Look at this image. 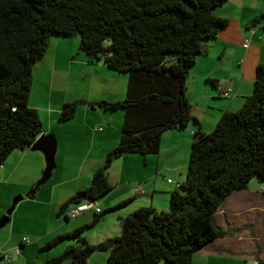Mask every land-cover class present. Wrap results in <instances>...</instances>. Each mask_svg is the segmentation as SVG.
Here are the masks:
<instances>
[{
    "label": "trees",
    "instance_id": "16d2710c",
    "mask_svg": "<svg viewBox=\"0 0 264 264\" xmlns=\"http://www.w3.org/2000/svg\"><path fill=\"white\" fill-rule=\"evenodd\" d=\"M225 1L0 0V168L12 151L30 148L43 132L28 100L33 66L51 38L78 36L89 62L102 61L128 78L123 99L95 103L109 112L122 110L118 144L58 216L68 219L73 204L110 192L113 160L156 154L164 132L189 122L197 126L185 179L171 192L167 210L138 208L121 218L120 235L90 245L81 232L101 217L96 213L89 223L47 241L43 248L66 238L81 245L69 244L42 264H86L96 250L108 252L106 264H191L198 250L224 234L214 215L225 199L255 177L264 182V63L241 107L223 111L209 132L200 129L186 96L191 67L227 22L216 14ZM74 113L75 103H65L59 120Z\"/></svg>",
    "mask_w": 264,
    "mask_h": 264
},
{
    "label": "crops",
    "instance_id": "0c3cea01",
    "mask_svg": "<svg viewBox=\"0 0 264 264\" xmlns=\"http://www.w3.org/2000/svg\"><path fill=\"white\" fill-rule=\"evenodd\" d=\"M216 14L227 22L215 38L205 42L206 51L197 57L187 78L190 111L204 132L213 129L223 111L241 107L253 90L257 66L264 63V0H226ZM37 62L33 66L28 104L37 110L42 134L56 138L58 169L52 181L28 197V191L45 168L44 155L29 148L12 151L0 168V218L11 197L24 195L25 201L18 210L28 204L42 213L49 224L58 225L55 231L59 229L62 234L70 230L61 225L64 216H58L60 206L90 185L95 170L119 142L123 114L106 111L95 103L123 99L128 78L102 61L89 62L77 39L51 38L47 51ZM71 78L73 89L69 91ZM227 89L231 90L230 96H223ZM65 103H75V113L64 124L59 114ZM100 124L104 127H98ZM196 129V124L189 122L184 128L168 130L163 133L156 154H129L110 163L107 177L112 189L95 201L100 213L115 211L111 215L115 227L105 233L107 238L118 235L121 218L138 208L168 209L176 183L185 179ZM250 181L246 187L234 190L219 206L214 223L224 234L198 250L192 263L225 264L249 246L255 251V261L264 260L258 258L261 249L255 241L260 240L256 236L262 238L264 233V191L255 192ZM16 214L13 221L0 228V248L10 255L9 260L0 257V264H36L27 252L40 245L42 234L37 236V244L27 248ZM89 220L85 216L75 227Z\"/></svg>",
    "mask_w": 264,
    "mask_h": 264
},
{
    "label": "rangeland",
    "instance_id": "374dc122",
    "mask_svg": "<svg viewBox=\"0 0 264 264\" xmlns=\"http://www.w3.org/2000/svg\"><path fill=\"white\" fill-rule=\"evenodd\" d=\"M69 39H70V41L77 39L79 42L78 36L70 37ZM42 57H41V59H42ZM39 61H40V59L38 60V62ZM72 80H73V78H71V81L69 83V91H71L73 89L72 88ZM116 112L122 113V110H115L113 113H116ZM61 123L65 124V123H69V121L61 122ZM98 127H104V125L100 124V125H98ZM57 153H58V148L56 150V155H55L56 166L53 170L51 178L48 180L47 183H49V181L53 180L54 172H56L58 169L57 168L58 164H57V160H56L57 159V157H56ZM47 183H45L44 185H46ZM250 183H251V187L253 188V190L255 192L263 193L264 182H258V179L255 177L250 181ZM41 188H42V186H41ZM32 189H33V187L28 192L30 193V191ZM22 196L24 197V195H22ZM15 197H17V196L11 197L10 205L5 210V213L2 214V217L6 214L7 210L12 205L13 199ZM23 201H25V199L19 201L18 204L16 205L14 211L10 214V221H13V215H15V213H17L16 214V221H17L16 223H17L18 227L21 229V231L23 232V235L29 239V243L24 244V245H27V248L31 247L35 243L37 244L38 243L37 236L42 234V238L40 239V245L35 246L31 250H29V252H27V254L30 256L31 260L36 259V262H37L36 264H42L45 260L48 259L47 258L48 256L50 258L51 254L61 253L69 244H76L77 243V244L81 245L80 242H77L74 238L73 239L66 238L64 240H61L59 243L49 247V248H43V246H45L47 241H49L51 238H54L55 236L60 234V233H58L59 229H58V231H55L56 226L58 227V225L55 226V224H52V223L49 224L48 220L45 219L44 217H42V213L38 212L37 210H34L30 206H27L28 204H24L23 206H21V209L19 208L20 210H18L19 204L22 203ZM99 206L102 207V205H100V204H99ZM91 209L94 210V212L93 211H89V212L85 211L86 212L85 215H81L82 213H80L79 215H81V216L78 215L75 218H68V219L63 218V220H62L63 223L61 225L64 228H67L68 230L72 231L75 228H77V227H75V223H79V221L82 220L83 218H85V216L90 218L89 221H92L95 214L100 213V212H97L95 208H90V210ZM114 212L115 211L113 210L112 212L106 211L104 213H101L102 214L101 217L92 226H88L85 229H83V231L81 232V236L86 239L88 244L96 245L99 242H102V241L107 239V235L105 233L110 232L115 227L114 226L115 221L113 220V216H111ZM41 217H42V219H40ZM44 219H45V221H44ZM10 221L8 223H6V225L9 224ZM70 231H67V232H70ZM49 234H52V235H49ZM120 234H121V231L118 233V235H120ZM118 235H116V236H118ZM256 237H259V239H260L259 241L255 240L257 242L256 246L261 249V252L258 253V258H264L263 257L264 256V241L262 242V240H264V233L262 234L263 239L260 238V236H256ZM107 255H108L107 251L96 250L87 258L86 264H106ZM254 256H256L255 251H252V248L249 246L248 249H246V248H243V250L241 249L239 251V255L231 256L230 259L227 262H225V264H255V259H254L255 257ZM60 264H73V263L71 261H64V262H61ZM159 264H162V263H159ZM192 264H196V263L193 262Z\"/></svg>",
    "mask_w": 264,
    "mask_h": 264
},
{
    "label": "water",
    "instance_id": "95a60500",
    "mask_svg": "<svg viewBox=\"0 0 264 264\" xmlns=\"http://www.w3.org/2000/svg\"><path fill=\"white\" fill-rule=\"evenodd\" d=\"M32 151H40L45 158V168L41 177L34 183L33 189L30 191V195H33L35 191L44 185L52 176L53 170L56 166L55 155L57 150L56 138L53 134H41L37 140L29 148ZM23 199L22 195H19L13 199V203L7 210L6 214L0 218V228L4 227L9 222V215L14 211L19 201ZM6 217V218H5Z\"/></svg>",
    "mask_w": 264,
    "mask_h": 264
},
{
    "label": "built area",
    "instance_id": "2783aa9c",
    "mask_svg": "<svg viewBox=\"0 0 264 264\" xmlns=\"http://www.w3.org/2000/svg\"><path fill=\"white\" fill-rule=\"evenodd\" d=\"M245 46H247V44H245ZM230 89H227L223 92V96H230ZM169 182H171V180H168ZM179 184L176 183V186H178ZM138 191V190H137ZM90 208H95L97 212H100V209L96 206L95 202H90V201H85V202H79V203H75L73 204L67 211V215L70 218H74L76 216H78L80 213L85 212L90 210ZM23 244H27L29 243V239L27 237H23L22 238ZM16 253H19V249L15 250ZM0 257L4 260H9L10 259V255L8 254L7 251H3L0 248ZM255 264H257V261H255Z\"/></svg>",
    "mask_w": 264,
    "mask_h": 264
}]
</instances>
